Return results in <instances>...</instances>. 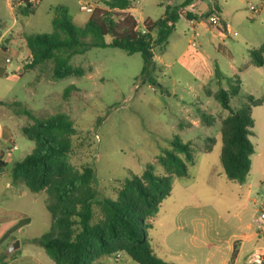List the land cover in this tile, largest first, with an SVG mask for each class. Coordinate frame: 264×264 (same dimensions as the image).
Segmentation results:
<instances>
[{
  "label": "rangeland",
  "instance_id": "obj_1",
  "mask_svg": "<svg viewBox=\"0 0 264 264\" xmlns=\"http://www.w3.org/2000/svg\"><path fill=\"white\" fill-rule=\"evenodd\" d=\"M85 1L39 0L27 6L32 13L25 14L23 0H0V34L15 20L0 38V126L5 124L4 133L11 135H0V153L8 166L0 181L8 176L13 162L33 149L32 140L22 134V127L32 124L33 119L16 114V107L7 105L12 101L21 102L37 118L58 112L69 116L74 126L69 167L75 171L92 167V185L101 197L116 199L125 178L140 176L147 167L156 174H166L158 157L177 136L181 142H190L194 162L186 164L185 175H171L169 195L147 219V241L153 253L170 257L161 244L189 241L193 233L198 236L202 232L212 243L231 237L246 219L264 211V166L261 171L251 170L242 183L225 176L220 161V125L228 111L213 94L219 88L228 89L230 80L239 78L237 92L228 99L231 107H242L247 94L255 99L263 97L251 107L249 140L254 147L251 157L264 156V52L262 65H254L249 55L251 48L264 42V0H214L224 11L220 32L207 21L211 0H191L181 8L178 5L184 0H130L126 11L138 19L140 32L145 21L160 18L165 7L197 16L192 20L180 16L162 44H156V32H151V51L156 59L149 71L153 82L141 74L140 52L128 54L114 46H92L73 54L69 64L81 74L55 79L52 60L20 71L30 57L25 35L51 34V19L58 6L65 7L71 21L82 26L89 14L79 7ZM91 2L95 7L104 6V0ZM248 2L259 11L253 14ZM104 39L109 41L110 37ZM247 182H251L249 194ZM27 192L29 197L16 204V209H29L30 220L21 229L0 233V264H54L34 241L51 236L49 211L44 205L52 197L45 189ZM16 238L20 248L8 253L7 245ZM201 251L204 254V247ZM120 258L116 253L102 255L92 264H118Z\"/></svg>",
  "mask_w": 264,
  "mask_h": 264
},
{
  "label": "trees",
  "instance_id": "obj_2",
  "mask_svg": "<svg viewBox=\"0 0 264 264\" xmlns=\"http://www.w3.org/2000/svg\"><path fill=\"white\" fill-rule=\"evenodd\" d=\"M129 1L104 0V6L94 7L82 26L71 21L65 7H56L51 19V34L25 35L30 57L22 69L52 60V76L62 79L73 73L81 74L69 64L73 54L82 53L92 46H114L128 54L140 52L143 61L141 74L145 73L153 82L149 74L155 64L151 32H156V44H162L180 16L184 15L188 20L197 16L180 10L181 6L191 1L184 0L178 5L180 8L168 10L165 7L160 18L146 20L144 31L140 32L136 19L126 11ZM24 2L26 8L22 12L32 13L27 8L31 4L27 0ZM212 11L219 13L214 0H211L208 14ZM88 36L90 39L87 41ZM105 36H109L110 40L105 41ZM263 52L264 42L258 48L249 50L254 65L263 64ZM234 79L230 80L228 89L219 88L213 97L228 111L220 125L223 172L229 180L242 183L251 168L254 152L249 140L253 126L251 107L260 103L262 98L254 99L247 94V101L242 107H231L228 99L237 92L239 81ZM7 105L15 106L16 114H25L33 119L32 124L22 127V134L33 141V149L11 164L10 178L13 183H22L30 191L45 189L51 195L52 201L46 204L51 215V236L47 239L34 238V241L54 264H92L98 257L114 255L118 251L139 264H167L153 253L147 241L146 227L150 225L147 219L169 195L171 175H185L186 164L194 162L190 142H181L177 136L169 141L170 148L158 157L166 174H156L151 167H147L140 176L125 178L122 187L117 190L116 199L101 197L92 185V167L86 166L81 171L69 167L70 135L74 133V126L68 115L58 112L37 118L19 101ZM209 150L210 147H207L206 151ZM1 167H5L2 160Z\"/></svg>",
  "mask_w": 264,
  "mask_h": 264
},
{
  "label": "crops",
  "instance_id": "obj_3",
  "mask_svg": "<svg viewBox=\"0 0 264 264\" xmlns=\"http://www.w3.org/2000/svg\"><path fill=\"white\" fill-rule=\"evenodd\" d=\"M264 2V1H263ZM13 5V4H12ZM219 6V5H218ZM264 8V4L262 5ZM9 10L12 14V6L9 3ZM219 15L222 18V21H225L224 11L221 10L219 6ZM13 16V15H11ZM14 17V16H13ZM135 17V16H134ZM136 18V17H135ZM136 20H138L136 18ZM192 20V19H190ZM4 21V20H3ZM2 21V22H3ZM14 18L12 19V23L6 27L2 34H0V38L8 31L9 27L14 25ZM6 22V21H5ZM220 38H222L220 36ZM8 49V45L6 49ZM154 61L156 62L155 57L153 56ZM22 71V67H19ZM235 70V69H234ZM233 75L236 73L234 71ZM239 79V78H238ZM252 95V94H250ZM253 96V95H252ZM254 98V96H253ZM263 99V97H261ZM255 99V98H254ZM0 126V135H6V137L10 136V132L4 133L3 126ZM24 136V135H23ZM33 142V141H32ZM0 153V160H2L5 164L6 168L7 162L2 158ZM264 166V156L261 154H257L254 158L251 157V170H262ZM6 169L0 171V177L2 172H5ZM248 175V174H247ZM246 175V176H247ZM245 181V180H244ZM247 191L250 193V185L251 182H247ZM28 188L23 186L20 183H13L10 178V171L8 176L5 178H1L0 181V233L4 230H17L21 229L22 226H26V224L30 220V216L27 211H19L16 209L17 205L21 200H25L29 197ZM31 195V194H30ZM10 196V198L8 197ZM253 202H256V199L253 197H249ZM29 201L32 203L33 198H29ZM15 204V205H14ZM44 204H42L43 207ZM25 205L23 204V207ZM45 209L48 211L46 205ZM25 208V207H24ZM49 227H50V213L48 212ZM257 215H253L244 221L240 230L237 233H234L231 237L227 238L223 241H216V243L209 242L206 236L202 235V232L195 236V233L190 234L189 241H175L173 244H168L163 242L161 244L162 249L170 255V257H164L163 255H156L161 258L167 264H264V232L258 230L256 225L254 224V217ZM46 217V221L48 220ZM23 223V225L21 224ZM191 231V230H190ZM198 237H202V240H197ZM237 241V244H234V241ZM202 247H204L205 252L202 253ZM243 252V253H242ZM219 253V256L214 254ZM255 256H253L254 254ZM120 262L118 264H139L134 260H131L128 255L125 253L120 254ZM128 256V258H126Z\"/></svg>",
  "mask_w": 264,
  "mask_h": 264
},
{
  "label": "built area",
  "instance_id": "obj_4",
  "mask_svg": "<svg viewBox=\"0 0 264 264\" xmlns=\"http://www.w3.org/2000/svg\"><path fill=\"white\" fill-rule=\"evenodd\" d=\"M24 1V0H23ZM30 4H35L37 2H39V0H27ZM92 0H86L85 2L83 3H80V10L81 11H87V12H91L93 10V8L95 7L93 5V2H91ZM248 9L253 13H257L259 11V8L248 2ZM207 21L213 25L219 32H220V24L222 21V18L221 16L219 15L218 12L216 11H212L208 16H207ZM235 32H233L234 34ZM222 38L224 36H221ZM6 61H9L10 58L9 57H6L5 58ZM15 147V146H14ZM254 224L256 225V228L262 232H264V211H261L257 214L256 217H254ZM121 253L119 252H116V255L117 256H120Z\"/></svg>",
  "mask_w": 264,
  "mask_h": 264
},
{
  "label": "water",
  "instance_id": "obj_5",
  "mask_svg": "<svg viewBox=\"0 0 264 264\" xmlns=\"http://www.w3.org/2000/svg\"><path fill=\"white\" fill-rule=\"evenodd\" d=\"M21 70V69H20ZM4 168L1 167V170H3ZM20 248V240L18 238L14 239L13 241H11L7 247H6V251L8 253L11 252H15L16 250H18Z\"/></svg>",
  "mask_w": 264,
  "mask_h": 264
}]
</instances>
